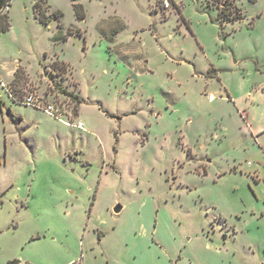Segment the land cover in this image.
<instances>
[{
    "label": "rangeland",
    "instance_id": "rangeland-1",
    "mask_svg": "<svg viewBox=\"0 0 264 264\" xmlns=\"http://www.w3.org/2000/svg\"><path fill=\"white\" fill-rule=\"evenodd\" d=\"M35 1L0 30V264H264V0Z\"/></svg>",
    "mask_w": 264,
    "mask_h": 264
},
{
    "label": "trees",
    "instance_id": "trees-1",
    "mask_svg": "<svg viewBox=\"0 0 264 264\" xmlns=\"http://www.w3.org/2000/svg\"><path fill=\"white\" fill-rule=\"evenodd\" d=\"M167 1L170 4H174L173 0H167ZM209 3L210 0H207V4ZM212 3L215 4L217 8V20L219 21L220 24H222L223 22H231L236 19L242 18L241 10L235 4V0H212ZM9 5H10V0H0V30H6L9 27L8 14L6 11H4L5 8H7ZM33 7H34L35 17L39 21L46 23L50 19V16L53 15L57 18L58 22L60 23L61 13L56 10V11H52L50 14H47L46 7L43 6V0H36ZM75 9L77 14L80 15L79 12L80 6L75 5ZM55 64L57 66L61 65L59 64L58 61H55ZM15 80L11 82V85L15 82ZM9 93L11 94V92ZM13 100L18 102L16 98H13ZM71 264H75V262Z\"/></svg>",
    "mask_w": 264,
    "mask_h": 264
},
{
    "label": "built area",
    "instance_id": "built-area-1",
    "mask_svg": "<svg viewBox=\"0 0 264 264\" xmlns=\"http://www.w3.org/2000/svg\"><path fill=\"white\" fill-rule=\"evenodd\" d=\"M209 97L212 98L211 95H210ZM25 99H26L25 102H26L27 104H34V101H33V97H32V95H28V96H26ZM46 109H47V111H48L49 113H51V114H53V115H54V113H56L54 116L61 115L60 110H57L56 108H54V107H53L52 105H50V104H48V105L46 106ZM78 124H79V125H82L80 121L78 122Z\"/></svg>",
    "mask_w": 264,
    "mask_h": 264
},
{
    "label": "crops",
    "instance_id": "crops-1",
    "mask_svg": "<svg viewBox=\"0 0 264 264\" xmlns=\"http://www.w3.org/2000/svg\"><path fill=\"white\" fill-rule=\"evenodd\" d=\"M246 122L251 136L257 138L261 133L264 132V126H260V125L254 126L252 123L249 122L248 118H246Z\"/></svg>",
    "mask_w": 264,
    "mask_h": 264
},
{
    "label": "water",
    "instance_id": "water-1",
    "mask_svg": "<svg viewBox=\"0 0 264 264\" xmlns=\"http://www.w3.org/2000/svg\"><path fill=\"white\" fill-rule=\"evenodd\" d=\"M121 205L117 204L113 207V211L115 213H118L120 210H121ZM19 261L18 260H14V261H11L10 264H17Z\"/></svg>",
    "mask_w": 264,
    "mask_h": 264
}]
</instances>
